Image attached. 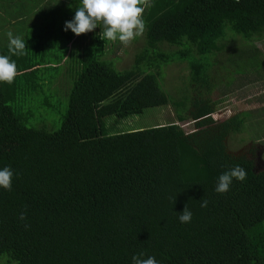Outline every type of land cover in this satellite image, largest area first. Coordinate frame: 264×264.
I'll list each match as a JSON object with an SVG mask.
<instances>
[{
    "label": "trees",
    "instance_id": "16d2710c",
    "mask_svg": "<svg viewBox=\"0 0 264 264\" xmlns=\"http://www.w3.org/2000/svg\"><path fill=\"white\" fill-rule=\"evenodd\" d=\"M74 16L53 0H0V55L18 71L0 83V169L14 173L11 191L0 188V264H132L139 253L158 264H264V169L255 161L264 128L247 125L250 112L212 117L223 100L214 99L222 86L213 60L231 32L264 39V0H150L144 46L124 70L107 57L114 45L101 28L64 30ZM9 31L24 54L9 52ZM174 63L190 81L188 98L171 102L161 82ZM237 79L220 98L247 87ZM161 106H174L177 121L118 130ZM248 128L251 147L232 152ZM237 164L246 180L217 193L218 177ZM186 205L192 220L181 223Z\"/></svg>",
    "mask_w": 264,
    "mask_h": 264
},
{
    "label": "rangeland",
    "instance_id": "374dc122",
    "mask_svg": "<svg viewBox=\"0 0 264 264\" xmlns=\"http://www.w3.org/2000/svg\"><path fill=\"white\" fill-rule=\"evenodd\" d=\"M53 1L58 4L60 9L64 10L65 13L68 9H74V11H76L80 4V0H72L73 3L72 5L70 4V7L66 4L67 0H62V3H57L56 0ZM229 34H231L234 38L231 37V43L226 47L225 51L220 54V57H218L219 60L214 61L213 56H211L213 62L217 66L216 73L219 75L218 86H222V89L215 90L214 92L216 95L214 96L215 100L223 99L219 101L218 110L212 115V117L218 121L230 118L236 113L239 114L242 111H245L246 107L248 108L251 106L250 103H246L240 99L242 94V99L245 98V90H251L252 88L253 95L256 97H260L264 92V90L261 91V89H264V84L260 86L257 82H252L249 87L242 86L243 84L251 82V77L253 76H259L264 79V52L262 51V53H259L258 55L257 44L243 40L242 36L236 33L231 32ZM0 39H4V37L2 36ZM5 40L8 41V36L5 37ZM143 43L144 40L140 37L137 41H132L128 47H124L117 40L116 42H112V45H114L112 51H114H109L107 57L109 59H114L117 62L115 67L118 70L127 69V66L134 63V56L144 46ZM259 68L263 73L257 72L256 75V70ZM216 73L213 71L214 76H216ZM189 75L190 72L185 64L174 63L163 67L162 78L165 79V85L161 82V87L168 95L171 102L173 99L186 100V98H188V84L190 81ZM226 77H228V79H225ZM234 79H237V82H242L240 85L242 87L238 88V90L233 94L224 95L220 98V96H222L221 90L223 91L226 86H229ZM193 96L198 98L199 94L197 95V92H193ZM176 121L177 112L175 107L161 106L147 109L143 115L133 116L120 121L118 130L127 132L136 129L153 128L157 125H166L168 122ZM180 125L187 132L194 129L192 121H187L186 123ZM262 128H264V126H262ZM252 132V129L248 128L242 135L238 134L233 137L234 140H232V145L230 147L231 151L240 152L244 147H251ZM236 140H238V142H236ZM258 153V156L264 161V139L261 140V143H259Z\"/></svg>",
    "mask_w": 264,
    "mask_h": 264
},
{
    "label": "clouds",
    "instance_id": "9594fccd",
    "mask_svg": "<svg viewBox=\"0 0 264 264\" xmlns=\"http://www.w3.org/2000/svg\"><path fill=\"white\" fill-rule=\"evenodd\" d=\"M148 7H150V0H80L74 19L65 22L64 30L66 32L71 30L75 35L80 36L93 32L99 27L102 29L99 33L100 39L111 42L118 40L124 47H128L132 41L144 34L146 24L143 14ZM7 36L9 52L16 56L24 54L25 41L19 36H14L11 31L7 33ZM17 75L16 63L11 61L9 56L0 55V83L11 85ZM13 176L14 173L10 167L0 169V188L11 191ZM246 178V170L237 164L218 177L215 191L225 194L230 190L234 179L243 182ZM208 203L206 198L200 200L203 208H206ZM192 216L187 205L182 213H178L181 223H190ZM19 219L24 221L26 213L22 212ZM25 227L27 228L28 225ZM143 257L144 253L134 255L132 264H158L154 256Z\"/></svg>",
    "mask_w": 264,
    "mask_h": 264
},
{
    "label": "crops",
    "instance_id": "0c3cea01",
    "mask_svg": "<svg viewBox=\"0 0 264 264\" xmlns=\"http://www.w3.org/2000/svg\"><path fill=\"white\" fill-rule=\"evenodd\" d=\"M256 44H257L258 49H260L261 53L262 51L264 52V39L257 41ZM251 83L252 82L248 83L247 87H249ZM258 83L259 82H257V84ZM263 84L264 82L262 83L260 82V86ZM262 90L264 89H261V91ZM242 97H243V94H242ZM242 97L240 98L241 100L245 101L246 103L251 104V106H249L248 108L246 107V110L244 111V112L251 113V116H250V113L248 114L249 116L247 118V125L264 126V92L262 93L260 97H256L253 95L252 88H251V90H245V98L242 99ZM249 101H253V102H249Z\"/></svg>",
    "mask_w": 264,
    "mask_h": 264
},
{
    "label": "flooded vegetation",
    "instance_id": "af4514ba",
    "mask_svg": "<svg viewBox=\"0 0 264 264\" xmlns=\"http://www.w3.org/2000/svg\"><path fill=\"white\" fill-rule=\"evenodd\" d=\"M255 161H256V167L259 169H264V161L259 157H255Z\"/></svg>",
    "mask_w": 264,
    "mask_h": 264
}]
</instances>
